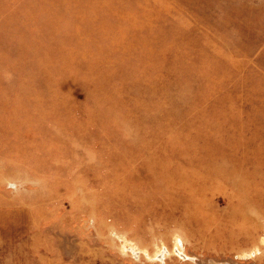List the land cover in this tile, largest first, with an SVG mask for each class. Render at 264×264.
<instances>
[{
    "label": "rangeland",
    "instance_id": "obj_1",
    "mask_svg": "<svg viewBox=\"0 0 264 264\" xmlns=\"http://www.w3.org/2000/svg\"><path fill=\"white\" fill-rule=\"evenodd\" d=\"M0 264H264V0H0Z\"/></svg>",
    "mask_w": 264,
    "mask_h": 264
}]
</instances>
